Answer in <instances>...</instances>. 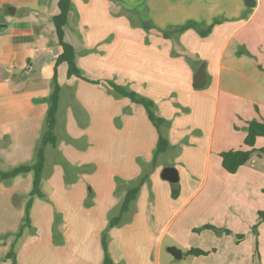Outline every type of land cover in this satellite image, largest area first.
<instances>
[{"label":"crops","instance_id":"crops-1","mask_svg":"<svg viewBox=\"0 0 264 264\" xmlns=\"http://www.w3.org/2000/svg\"><path fill=\"white\" fill-rule=\"evenodd\" d=\"M247 1L71 0L64 40L73 46L86 80L68 78L64 64L56 68L60 92L54 134L62 142L45 148L41 190H48L32 203V229L16 244V264H102L105 232L114 264H161L165 235L174 228L180 232L182 225L187 231L188 218L203 213L230 233L216 237V245L187 242L179 247L182 257L189 248H198L207 252L199 256L206 264H264V246H257L262 256L257 253L256 261L254 249L245 250L233 239L242 214L261 211L262 205L250 203L260 193L264 201V180L249 163L254 155L264 158L254 152L234 174L223 170L220 158L224 151L243 149L247 123L264 118V68L253 60V34L246 30L262 1L252 0V6ZM57 3L0 0L3 171L31 162L44 130L61 54L52 21ZM133 3L140 6L138 13L129 11ZM189 21L202 30L212 26L210 33L201 37L189 28L178 35L170 32L168 38L162 35ZM202 64L206 81L198 89L193 77ZM107 82L150 100L155 115L166 123L155 128L140 104L115 96ZM159 135L169 143L163 154L170 161L159 155L152 168ZM260 139L257 150L264 148ZM48 147L57 155L51 170L46 167ZM166 167L176 168V183L161 179ZM148 168L151 173L126 224L108 228L130 187L127 181L137 182ZM172 185L179 188L176 198L171 197ZM30 188V174L0 183V236L16 232ZM116 188L125 189L116 195ZM1 245L0 260L9 244Z\"/></svg>","mask_w":264,"mask_h":264},{"label":"trees","instance_id":"trees-1","mask_svg":"<svg viewBox=\"0 0 264 264\" xmlns=\"http://www.w3.org/2000/svg\"><path fill=\"white\" fill-rule=\"evenodd\" d=\"M57 6H58V13L53 17L52 21H53L57 42L61 47V54L56 58L55 61V70L51 80V87L48 96L49 105L44 119V130L41 133L39 140L37 141V144L34 149L33 159L31 162L17 165L8 170H4V171L0 170V183L6 185L18 176H23L28 174L31 175V188L26 196V200L24 203L23 217L16 232L13 234V241L10 244V247L5 255V259L10 260L11 264H16L15 247L17 242L26 232L32 229L31 218H30V209L32 203L34 199L43 198L41 184H42V175L45 165V148L47 146L55 147L57 143V138L54 134V128L56 123V114L58 109L60 86L57 81L56 68L59 65L64 64L66 66V75L68 78L75 77L86 80L82 76L79 68L76 65L75 50L73 46L64 40V28L67 24L68 13L71 8V0H58ZM143 28L148 30L150 27L144 26ZM189 28L195 29L201 37H205L210 33L212 26L207 27L205 30H202L197 26L196 23L189 21L183 26L170 28L169 30L162 31V35L165 38H168L170 36L169 35L170 32L172 34L178 35ZM107 85L109 86L110 90L115 94V96L124 97L136 104H140L144 108L149 121L153 124L155 128L159 129L162 124L166 123L163 119L155 115L154 104L150 100L143 98L137 95L135 92L130 91L125 87L119 86L113 82H107ZM245 132L246 135L243 141V145H244L243 149L228 150L220 154L221 167L228 174L236 173L241 166L245 165L249 161L251 155L254 152H257L259 157L264 158V148H260L257 150L254 147L255 142L258 138H264V118H260L258 120L253 119L249 121L247 123ZM168 147H169V143L167 139L164 136L159 135L156 148L153 154V160L151 166L152 168L156 166V161L158 156L165 153ZM148 175L149 173L144 174L142 177H140L137 180V182L133 186H130L125 190L124 197L120 203L118 213L115 216L109 218L108 228H114L124 224V222L126 221L125 217L132 210V206L134 205L137 199L141 186L143 185V183H145L148 180ZM178 194H179L178 186L172 185L171 197L176 198ZM258 216L260 221H263L264 210L259 211ZM205 228L212 229L213 227L205 226ZM101 246L103 250L102 264H114L108 252V236L106 232L103 233L101 236ZM206 254L207 252L200 250L198 248H189L183 253V256L188 255L193 257H199V256H204Z\"/></svg>","mask_w":264,"mask_h":264},{"label":"rangeland","instance_id":"rangeland-1","mask_svg":"<svg viewBox=\"0 0 264 264\" xmlns=\"http://www.w3.org/2000/svg\"><path fill=\"white\" fill-rule=\"evenodd\" d=\"M261 7L256 13L255 17L251 20V22L248 24V27L246 30H252V38H251V49H252V57L253 60L256 62V64L259 67L264 68V0H261ZM139 5H136L133 3L131 6V9L129 10L131 14L136 12H139ZM245 32V31H244ZM240 51V50H239ZM260 83L264 86V76L260 78ZM258 108H262L261 106L257 105ZM242 125L238 123V126ZM243 126H240V131L242 130ZM246 129V128H245ZM58 137V143L60 144L62 142L60 136ZM264 142V139H260V142ZM80 142V141H79ZM71 142H69L70 144ZM65 144V143H64ZM58 146V145H57ZM70 147H76L72 143L69 145ZM244 148V147H243ZM56 157L55 151L53 148H47L46 153V167L47 169L51 170V168L56 163ZM160 159L163 162H169L170 156L169 154H162L160 155ZM64 167V166H63ZM249 168L253 170V172L258 173V175L261 177L262 180H264V159H257L255 155L252 157L251 163H249ZM148 173H151L150 168H148ZM44 178H46V173L44 174ZM116 182V178L114 179ZM136 183V180L127 181V186H132ZM171 186V185H170ZM125 188H116L115 194L118 195V192L123 190ZM45 190V194H47V188H43V191ZM43 193V194H44ZM200 196V195H199ZM262 193L260 195L253 197L252 202L250 203V206H255L257 204L262 205L261 211L264 210L263 208V200H262ZM25 201V200H24ZM38 202V201H37ZM17 206V204H15ZM247 205H244V208ZM38 207V205H37ZM34 214L37 212V208L34 207ZM255 216V217H254ZM150 217V215H149ZM237 227L239 228V231H237L236 235L234 236V240L241 243V246H245V250L247 249H254L253 256L255 257V260L258 261L257 253H260V257L262 256V251H257V246H264V222L260 221L258 214L255 212V214H249L247 212L242 214V218H239ZM212 219L208 217L207 215L203 213V216L200 215H193L192 217L188 218L186 221L190 226L188 227L187 231L183 230V225L179 228L180 232H174L173 230H170V232L165 235L162 246H163V258L161 264H206V261L204 257H193V256H183L181 259L176 260L170 255H166L167 248L168 247H176L179 249V247L184 246L187 244V242L198 244L199 246H210L212 244H219V242L216 240V237H219L222 234H229L230 232L227 230H223L220 228H217L214 226L213 223H211ZM235 220H231V222H234ZM237 221V220H236ZM126 224V223H125ZM124 224V225H125ZM123 225V226H124ZM230 225V224H229ZM259 225V226H258ZM205 226H211L212 229L205 228ZM232 226V225H231ZM227 231V232H226ZM15 233V232H14ZM13 233V234H14ZM258 233H260V237L258 238ZM13 234H3L0 236V246L1 244H5L8 242V249L10 247V244L13 241ZM208 234H212V237H209ZM176 235V237L174 236ZM177 240H173L174 238ZM99 246V245H98ZM7 249V251H8ZM184 251V250H183ZM7 252H5L2 260H0V264H10V261L5 259V255ZM246 253V251H245ZM252 256L250 257V259ZM197 260V261H196ZM196 262V263H195Z\"/></svg>","mask_w":264,"mask_h":264},{"label":"water","instance_id":"water-1","mask_svg":"<svg viewBox=\"0 0 264 264\" xmlns=\"http://www.w3.org/2000/svg\"><path fill=\"white\" fill-rule=\"evenodd\" d=\"M247 6H252L253 5V1L252 0H248L246 2ZM193 87L194 88H202L205 85V81H206V77H205V71H204V64H202L200 66V68L197 70V72L195 73L194 77H193ZM161 179H163L164 181H167L171 184L176 183L178 181V172L176 170V168L174 167H166L161 171L160 174ZM167 251L169 252V254L176 260H179L182 258V252L180 249H177L176 247H169L167 249Z\"/></svg>","mask_w":264,"mask_h":264}]
</instances>
